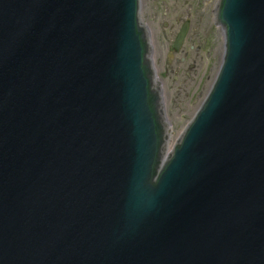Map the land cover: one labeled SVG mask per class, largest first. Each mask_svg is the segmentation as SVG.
I'll list each match as a JSON object with an SVG mask.
<instances>
[{
	"label": "water",
	"instance_id": "1",
	"mask_svg": "<svg viewBox=\"0 0 264 264\" xmlns=\"http://www.w3.org/2000/svg\"><path fill=\"white\" fill-rule=\"evenodd\" d=\"M213 18L169 149L140 0H0V264H264V0Z\"/></svg>",
	"mask_w": 264,
	"mask_h": 264
},
{
	"label": "rangeland",
	"instance_id": "2",
	"mask_svg": "<svg viewBox=\"0 0 264 264\" xmlns=\"http://www.w3.org/2000/svg\"><path fill=\"white\" fill-rule=\"evenodd\" d=\"M218 1L140 0L169 122V149L203 103L221 64L223 32L215 28L213 18ZM185 23L189 31L176 51L173 44Z\"/></svg>",
	"mask_w": 264,
	"mask_h": 264
}]
</instances>
